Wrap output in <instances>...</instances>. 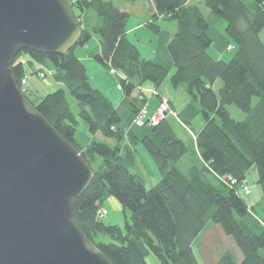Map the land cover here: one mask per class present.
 <instances>
[{"label": "trees", "instance_id": "trees-1", "mask_svg": "<svg viewBox=\"0 0 264 264\" xmlns=\"http://www.w3.org/2000/svg\"><path fill=\"white\" fill-rule=\"evenodd\" d=\"M192 1L149 0L153 13L149 30L157 34L160 19L176 27L167 45L174 67L171 85L185 87L203 121L196 150L176 135L167 118L170 108L158 124L146 127L149 133L140 144L160 176L149 189L142 176L131 172L137 151L125 144L121 116L90 84L87 69L75 54L76 47L97 36L99 47L88 54L122 76L118 78L122 103L133 119L147 107L140 88L149 82L158 89L168 72L144 59L126 38L129 14L116 7L115 0H67L82 27L78 45L63 55L23 51L12 65L13 77L28 101L92 170L90 185L75 202L73 220L112 264H147L149 252L160 264H199L192 244L208 223L218 225L242 254L239 262L224 252L215 264H264V222L252 215L239 193L249 171L255 170L262 191L257 207L264 215V43L259 38L264 0H202L211 16L226 23L225 34L236 48L229 62L208 53L212 39L207 18ZM92 15L87 28L85 18ZM43 71L64 89L30 99L21 81ZM218 80L221 87L215 91ZM66 92L77 102L76 114ZM229 106L242 112L244 119H232ZM79 120L86 124L87 134L78 131ZM224 177L236 178L237 184L231 186ZM108 198L122 207L123 228L107 225L99 217Z\"/></svg>", "mask_w": 264, "mask_h": 264}, {"label": "water", "instance_id": "water-1", "mask_svg": "<svg viewBox=\"0 0 264 264\" xmlns=\"http://www.w3.org/2000/svg\"><path fill=\"white\" fill-rule=\"evenodd\" d=\"M81 34L67 0H0V264H112L73 220L92 170L12 74L21 52L63 55Z\"/></svg>", "mask_w": 264, "mask_h": 264}, {"label": "rangeland", "instance_id": "rangeland-1", "mask_svg": "<svg viewBox=\"0 0 264 264\" xmlns=\"http://www.w3.org/2000/svg\"><path fill=\"white\" fill-rule=\"evenodd\" d=\"M244 1L249 2V0H244ZM192 3L201 8L206 18L212 17L213 19H216L218 21V24L214 26L215 31L219 34H223L226 36L225 34L226 23L223 20H220V19H217L211 16L209 11L204 7L202 0H193ZM115 5L119 9L125 10L128 14H132V17H136L137 15V17L142 18L144 14L148 16L147 12H148L149 6H148L147 0H127L124 2L122 0H115ZM145 9H147V12L145 11ZM93 18H94L93 15L89 16L88 19L87 17L85 18V26L87 28L91 27L93 23ZM150 19L151 17L145 20V22H147ZM131 21H133L132 18H130V23H128L126 26L128 30L133 27ZM161 23L162 21H159L158 25L160 26ZM164 24H168V23L165 22ZM143 27H144L143 30H141L140 32L131 33L128 36V38L133 45L138 46L137 48L140 50V52L144 56H149V53L151 52L150 50H152L153 47L155 46L157 34L153 33L151 30H149L145 26ZM211 30H213V27H211ZM259 38L264 43V28L260 32ZM227 39L230 42L231 49L227 47V49L224 50L223 52L224 62H229L236 52L235 44L229 38ZM150 40L151 41L153 40V42H150ZM98 47H99V38L94 35L86 46L76 47L75 54L78 58H80V60L85 65L87 69V75H88L90 84L94 88L99 89L103 94H105L112 101L113 104L117 106L119 105L120 99L122 97V93L119 88L118 77L111 73V69L109 70L105 68L104 66L99 64L97 61H95L93 58H91L89 54L87 53L88 50L95 51L97 50ZM232 47H233V50H232ZM208 53L213 58L218 59L220 56V53L219 51H217L215 46H212L208 50ZM173 72L174 71L168 73L167 78L164 80V82L162 83L158 91L163 96H168L169 94H172L173 97H175L180 104H183L185 99H188V100L190 99L186 93L185 87L180 86L177 89L172 87L170 78ZM144 85H145V88L153 87V85L149 82H146ZM24 87H25L26 95L29 96L30 99L42 97L46 94L53 93L57 91L58 89H64V86L62 84L55 82L52 76H47L44 79H38L37 77H33L28 81V84ZM220 87H221V81L218 80L214 84L215 91H218ZM66 95H67V100L69 102L71 111L74 114H76L78 112V105H77L76 100L71 95H69L67 92H66ZM148 96L150 98V95ZM158 102L159 100L157 96L156 95L152 96L149 101L150 108L152 109L153 107L154 109L155 104H158ZM157 110H158V107H157ZM228 111L232 119L236 121H240L244 119V114L240 112L236 107L229 106ZM144 121H146V119H144ZM78 123H79L78 131L83 133L82 130L83 129L86 130L87 126L84 122L80 120L78 121ZM172 126L174 128V131L176 132V135L180 139H182L185 143L188 144L190 142V137L186 136L185 132L181 128H179V126L175 122H172ZM143 127L145 128L148 127L147 121L145 122L144 126L137 127V128H143ZM138 151H139L138 165L140 167L139 169L142 170V175L145 177V180H146V183H145L146 188L149 189L153 187L159 181L160 176H159L158 170L154 162L152 161V159L150 158V156L148 155V153L145 151V149L140 143H138ZM180 169L181 171H183L182 167ZM131 172L136 173V171L133 169H131ZM247 177L250 180L252 178V173L248 174ZM242 199L244 200L245 197L242 196ZM103 208L107 211V215L103 218V221L105 224L117 225L120 228L124 227L125 213L123 212V209L120 206V204L114 198H108L103 203ZM261 217L264 220L263 214H261ZM210 226H211L210 228L207 227L208 229H206L208 232L206 234L204 232V235L202 236L203 237L202 241L198 243H197L198 240L194 241L196 247L193 246V249H194V253H195V256L199 264H213L215 260H217L218 257L224 252H230L234 256L237 254V251H236L237 248L233 240L230 237H227L226 235H224L221 228L218 225L215 226L214 224H210ZM201 238L199 239L201 240ZM146 262L147 264H160L159 260L156 258V256L152 252H149V254L147 255Z\"/></svg>", "mask_w": 264, "mask_h": 264}, {"label": "crops", "instance_id": "crops-1", "mask_svg": "<svg viewBox=\"0 0 264 264\" xmlns=\"http://www.w3.org/2000/svg\"><path fill=\"white\" fill-rule=\"evenodd\" d=\"M122 1L124 2L127 0H122ZM147 1H148V6H149V8H148L149 13L147 12V9H145V11L147 12L148 16L144 14V16L142 18H139V17H137V15H136V17H132V14H129V18L127 20L126 26L128 23H130V18H132L133 21H131V22H132L133 27L130 28L129 30L126 27V38L128 40H129L128 36L131 33L140 32L141 30L144 29L143 26L148 28L147 23L150 22V20H148L147 22H145V20H147L149 17H151L152 16L151 14H153V13H152V9H151L149 0H147ZM122 11H125V10H122ZM160 21H162V20L160 19ZM165 22L166 21H162V23L160 24V31L156 35L155 46L153 47L152 50H150L151 52L149 53V56H144L140 52V50L138 48L137 49L139 50L141 56L144 59H146L150 63L162 66L169 73V72L174 71V67H173L172 60H171V58L167 52V45H168L169 41L171 40V38L173 37V34L175 32L176 27H175L173 22L168 21V22H166L168 24H164ZM207 22H208V26H209L208 34H209L210 38L212 39V46H215L217 51H219V53H220L219 58L218 59L214 58V59L223 60L224 59L223 58V55H224L223 52H224V50L227 49L228 46H230V42L228 41V39L225 35L219 34L215 31L214 26L218 24V21L216 19H213L212 17L211 18L207 17ZM211 27H213V30H211ZM150 42H153V40L152 41L150 40ZM214 43H215V45H214ZM136 47H138V46H136ZM89 51L90 50H88L87 53ZM144 84L142 85V87L140 89L144 93V95L147 97V100H148V107L146 108L148 116L155 113V111L157 110V107H159L161 102L167 101L169 108L172 112V114L168 115L167 118L171 120V123L175 122L179 126V128H181L185 132L186 136L190 137V142L188 144L187 143H185V144L187 146H189L190 148L192 145V149L196 150L195 149L196 148V135L200 132V130L203 127V121H202V118L200 116V111L198 110V108H196L191 103V101L188 99H185L183 104H180L178 102V100L175 97H173L172 94H169L168 96L161 95L158 91L161 86L158 89H155L154 87H151V88L146 87L145 88ZM148 95H150V98ZM154 95L157 96L159 102H158V104H155L154 109H153V107L151 109L150 105H149V101H150L151 97ZM122 100H123V97H121L119 105H117V106L113 103L112 104L114 105L115 110L121 116V118L123 120L122 126L126 132L125 144L129 145L131 148H133L137 151V162L132 169L136 171L137 175L142 176L144 178L145 183H146L145 177L142 175V170L139 169L140 167L138 165V159H139L138 143H140L141 138H143L144 136H146L149 133L150 129H147V128H141L140 129V128H137L133 125V116L130 114L127 107L122 103ZM78 126H79V124H78ZM82 131L84 134L88 133L87 129L86 130L83 129ZM188 158L189 157H187L186 160ZM251 173H252V178L249 180L247 177V179H246V184L251 188V192L248 196L243 195L245 197V199L243 201L245 202V204L249 208L252 215L257 216L258 219H260L261 221L264 222L263 218L261 217L262 213L260 212V210L257 207V204L259 203V201L262 198V191H261V188L257 185V175H256L255 170H250L248 174H251ZM210 224H212V223H208L206 225L204 231L196 238V240H198L197 243L203 240L202 236L204 235V232H205V234L208 232L206 229H208L207 227H209V228L211 227ZM263 225H264V223H263ZM199 238H201V240ZM192 246H195V242L192 244ZM236 251H237V254H239V255L236 254L235 258L237 259V261L240 262L242 260V254L240 253L238 248L236 249ZM217 260H215V262ZM215 262L213 264H215Z\"/></svg>", "mask_w": 264, "mask_h": 264}, {"label": "built area", "instance_id": "built-area-1", "mask_svg": "<svg viewBox=\"0 0 264 264\" xmlns=\"http://www.w3.org/2000/svg\"><path fill=\"white\" fill-rule=\"evenodd\" d=\"M229 49H231V46H229ZM111 73L113 75H117L118 78L122 77L119 73H116L112 69H111ZM50 75H51L50 73L43 71V72H39L36 77L38 79H44L45 77L50 76ZM31 77H32L31 75H26L22 79L21 85L26 86L28 81L31 79ZM169 112H170V110H169V106H168L167 101L161 102L159 107H158V110L154 114H152L151 116H148L146 107H144L140 110L139 115L133 119V124L137 127H142L145 125V122L147 121L148 126H155L165 116V114H167ZM144 119H146V121H144ZM223 181L226 183H229L231 186L237 184L236 180L231 178V177H224ZM250 192H251V188L247 184L242 183L240 185L239 193L241 195L248 196L250 194ZM106 214H107V211L103 209L100 211L99 217L104 218L106 216Z\"/></svg>", "mask_w": 264, "mask_h": 264}, {"label": "bare ground", "instance_id": "bare-ground-1", "mask_svg": "<svg viewBox=\"0 0 264 264\" xmlns=\"http://www.w3.org/2000/svg\"><path fill=\"white\" fill-rule=\"evenodd\" d=\"M236 179V178H235ZM237 180V179H236Z\"/></svg>", "mask_w": 264, "mask_h": 264}]
</instances>
